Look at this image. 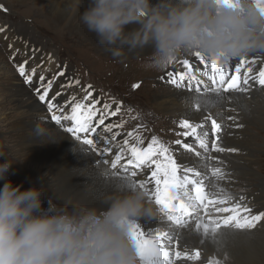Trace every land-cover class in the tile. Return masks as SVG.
<instances>
[{
  "label": "clouds",
  "instance_id": "obj_1",
  "mask_svg": "<svg viewBox=\"0 0 264 264\" xmlns=\"http://www.w3.org/2000/svg\"><path fill=\"white\" fill-rule=\"evenodd\" d=\"M79 20L101 47L140 57L144 71L191 53L224 62L264 53L258 0H88ZM11 168L0 162V264H142L131 229L153 209L138 186L114 180L100 206L45 208L43 189L14 186Z\"/></svg>",
  "mask_w": 264,
  "mask_h": 264
},
{
  "label": "bare ground",
  "instance_id": "obj_2",
  "mask_svg": "<svg viewBox=\"0 0 264 264\" xmlns=\"http://www.w3.org/2000/svg\"><path fill=\"white\" fill-rule=\"evenodd\" d=\"M38 1H40V7L42 6L44 9L43 15L45 20L50 25L62 28L67 32H77L89 44L97 48L95 50L96 53L102 52L105 55L115 56L108 48L101 47L97 43L96 36L80 23V13L87 7L88 0ZM15 29L18 36H24L21 31L19 32V28ZM18 36L15 37L17 38ZM32 36L30 34L28 36L31 41H33ZM22 41L23 39L18 37L16 42L14 41L11 46V52L16 48L26 50L28 53L34 50L35 47H32L33 45L30 46L31 42L28 44L29 49H25ZM104 50L107 51L104 52ZM43 53L40 52V54ZM44 57H46L45 61L47 65L43 69L46 71L53 70L55 63L52 64L50 60L47 61L45 53ZM121 57L131 59L138 56L126 54L119 56V58ZM2 60L3 58L0 53V61ZM5 67L0 62V153L4 154L0 156V162H4L5 160L16 161V167L12 170L13 173L20 177L17 176V179L27 178L26 183L43 189L44 196L51 195L61 204L72 201L88 206H100L103 197L111 191V184L114 180L129 182L130 180H135L131 176L132 171L125 175L120 174L121 172L112 173L102 166L99 158L91 153H85L78 143L60 133L57 126L49 123L47 118H50L47 115V118H45L42 108L36 103L30 90L23 86V83L17 79L15 74L2 70ZM176 69L180 70V67ZM230 98H232V103L227 104V106H236L240 110V114L236 115L240 120L236 124L259 123L262 125L264 133V90L255 91L250 99L243 98L241 95H232ZM63 99L69 101L70 105L67 107H70V109L75 106L74 103H71L73 99L65 97ZM154 106L162 113L163 117L165 116L168 119L197 121L204 118L206 113L221 117L231 116L227 108H224L226 106L224 99L217 92L201 94L164 92L159 95V98H155ZM217 107L219 108L216 109ZM9 112H11V115H9ZM38 115L42 116V119L38 120ZM94 120L95 117H93L91 122ZM234 123L233 119L232 121L226 120L227 128H230ZM172 126L174 127V125ZM238 132L240 131L230 128L229 135L222 136L219 144L225 151L220 152L224 154L222 157L223 164H221L224 166V162H228L226 164V172L230 174L226 178H231L232 181L233 179L240 180L244 177L254 179L256 182L253 185L255 190L250 191V194L246 193L247 195L235 194L229 191V189L227 190L226 183L228 182L226 180L223 183H212L211 189H205V193L210 198V202L211 200L216 201L218 209L220 207L230 208L231 202L234 199L241 206L242 210H247V213L252 216H258L264 212V179L253 171V151L249 150L250 148L247 151L233 139V135H238ZM182 142L183 145L175 143L176 147L172 146L179 153L177 157L180 164L179 168L184 173H187L191 169L200 168L199 163L196 161L194 162L195 166H187V160L183 153L187 144L184 141ZM210 165H215V162H211L207 168ZM211 171L213 172L215 169L212 167L210 168ZM104 173L110 174L112 178L106 177ZM136 224L149 234L155 232L161 226L160 220L155 213ZM186 225V227L178 230L177 243L181 247L199 250L200 256L204 260L214 257L222 260L225 258V255L233 264L264 263V248L254 246L264 243V224L261 225L263 229L259 226L253 231V233L259 232L257 236L251 235L249 234L251 232L246 231L214 230L202 220H197L195 223Z\"/></svg>",
  "mask_w": 264,
  "mask_h": 264
},
{
  "label": "rangeland",
  "instance_id": "obj_3",
  "mask_svg": "<svg viewBox=\"0 0 264 264\" xmlns=\"http://www.w3.org/2000/svg\"><path fill=\"white\" fill-rule=\"evenodd\" d=\"M39 2L40 1L38 0L37 1L0 0V53L3 58V60L0 62L1 64L6 66L2 70L9 71L10 73L15 74L14 67L16 63H20L21 61L28 62V69H32V67L35 68L39 66L40 64L37 65L36 63L30 65L33 62V56L22 57V59L25 60H21L16 63L14 62V60L18 58L17 52L19 51L20 48H16L11 52V46L13 42L14 41L16 42L18 37L22 38L23 39L22 44L24 45L25 49H29L28 44L31 42L30 46L33 45L32 47L35 48L37 47V49L39 48L40 49V50L38 49L39 52L42 53L44 52L45 55L52 57V59H54L55 62L58 58L60 62H66L68 64L69 70H71L72 74L74 75L75 80L79 81L75 69L82 70L83 75L86 77L87 82L91 83L89 86L92 85L90 89V91L93 93L92 95L100 101V103L96 105V108L101 109L104 105H108L110 110L115 111L117 108L119 109L118 110L119 113L117 117L114 118L109 115L108 119L111 120L112 125H114L117 129H122L121 127L123 126V124H125L130 119L133 120L132 125H136L138 122H142L143 119L144 120L149 119L148 124L151 126V131L148 132V135L146 133L142 135L144 137L149 136V140L146 141L144 145L146 146L149 143H151L152 139H156L159 143H163L165 146L169 147L170 154L174 155L175 158L177 159L179 155L178 151L174 150L172 146L176 147L175 145L176 141L181 140L179 138L181 136L177 135V133H179L181 129L173 119L171 118L168 119L165 116L163 117L162 113H160V111L154 106L155 98H159V95L163 94L164 92L167 93L171 92L170 90L162 86L161 76L164 69L167 66H165L160 71H144L143 68L141 67L142 61L140 57H136V58L133 57L131 59H126L123 57L119 58L116 55L115 56L105 55L99 51H98L99 53H96L95 50L97 48L89 44L77 32L76 33L67 32L62 28H56L50 25L48 21L45 20V17L43 15L44 9L42 6L40 7L41 4ZM15 28H19V32L21 31V33H23L24 36H18V34L15 31L16 30ZM29 34L33 35L32 36L33 41L29 39L28 37ZM15 36L18 37L16 38ZM25 41H27L28 43ZM24 43H26L27 45H25ZM38 43L41 44L39 45ZM105 51L107 50H104V52ZM44 53L42 55H44ZM182 56H186V55H182ZM186 57L189 58L188 54ZM38 60H41V58L37 59V63H43L41 67L39 66V68L42 69V72H44L47 75L50 74L51 70L46 71L43 69L44 63L46 61L44 59L42 61H38ZM39 74H41V72H39ZM15 76L17 77L18 80H22L18 78L16 74ZM22 81H23L22 82L23 85L27 87L28 84L25 83V80ZM37 83H38V78H37ZM137 85L138 87H136ZM64 89L66 91L64 93V97H67L68 95H70V86L64 87ZM77 90H78L77 97L84 99L85 96L84 89L77 88ZM58 100L60 102H63L64 99H61L60 97L58 98ZM85 101L87 100L84 99L83 102ZM41 108L43 110V107ZM9 115H11V112H9ZM37 119L38 120L42 119V116L38 115ZM152 119L158 126H155L153 124ZM57 125L56 126L59 128L60 133L66 136L70 135L68 134L70 132L67 131V128L70 126L69 122L63 121L62 123L61 122L57 123ZM172 125H174V127ZM242 125H244L245 129L238 132L237 133L238 135H233L234 137L233 139H235L236 140L235 142L243 146L247 151L248 148H250L249 150L253 151L254 154V157L252 158L254 160L253 171L257 173L259 177L264 179V133L262 131L263 127L259 123L257 124L247 123L246 126L245 124ZM94 135H96L95 140H98L99 138L97 136L99 134H94ZM120 147L122 148L121 150H119L121 154H125L128 157H130V155L126 150V147L124 146H120ZM110 151H116V150L114 148H110ZM184 155L190 158L188 154L184 153ZM223 156L224 155L216 154L214 156V158L216 157L215 158L216 161H214L215 165H210L211 168L213 167L215 169V172H219L216 174L217 176L213 172H210V170H208L207 172L204 171L201 172L204 182L208 185H211L212 183L215 182L223 183V181L227 180L226 181L228 182L226 183L227 190L229 189V191L235 194L238 193L239 195L242 194L247 195L250 194V191L255 190L253 185L256 184V182L254 179L245 178V177L240 180L233 179V181L231 180V178L223 179V172H220L221 171L220 169H222L226 164H228V162L227 163L224 162L225 165L224 166L222 165ZM115 160L119 161L118 156L115 158ZM15 162L16 161L12 162V168L10 170L8 179H10L13 182L14 186L22 185L23 186L22 190L35 186L26 183L25 181L28 180L27 178H25L26 180L17 179L18 175L12 174L13 173L12 169H15L16 167ZM177 162L179 163L178 159ZM120 172H121L120 170H117L115 173H120ZM127 172H130V170H127ZM227 173L230 174L229 172ZM120 174L123 175V173ZM137 175L141 178H145L144 175L142 174H137ZM2 186H3V181H0V188H2ZM146 198L148 203L152 206L153 214H154L156 208L155 200L150 197H146ZM44 200H45V204H44L45 208L48 207L47 204L48 200H51L53 203L57 204L58 206H63L65 204V203L61 204L57 202L54 199V197H52L51 195H45ZM207 202L209 204L210 198H208ZM166 214L167 213L160 214L158 216L161 223L170 222L166 218ZM258 217L261 223L263 224L264 212L259 214ZM195 222L196 221H194L193 223ZM186 226L187 225L183 226L182 228ZM138 228L141 229L140 227ZM257 233L259 232H254V233L252 232L249 234L257 236ZM254 246L264 248V243L261 245H254ZM224 257L226 258L225 255ZM225 258H223L222 260L220 259L222 262L221 264H233L230 260H228L227 258L226 260ZM262 264L264 263L262 262Z\"/></svg>",
  "mask_w": 264,
  "mask_h": 264
},
{
  "label": "snow or ice",
  "instance_id": "obj_4",
  "mask_svg": "<svg viewBox=\"0 0 264 264\" xmlns=\"http://www.w3.org/2000/svg\"><path fill=\"white\" fill-rule=\"evenodd\" d=\"M226 3H231L232 0H225ZM259 3H264V0H258ZM197 57L201 60H204V56L196 53ZM26 64L27 61L18 65V73L21 77L25 79V83L28 85H32L33 79L35 77V68L32 69L31 74L26 73ZM188 62L185 61L184 65L187 67ZM211 69L213 72L221 73L220 83L223 85L225 78L223 75L224 67L221 64L220 60L212 58L211 60ZM240 67H236L235 71L237 73L240 72ZM60 76H64V72L59 73ZM182 76L183 74L180 73ZM260 83L264 85V72L260 73ZM79 84V81L75 82ZM244 83H247V79L244 80ZM138 87V85L136 86ZM239 87L238 78L237 77H229L226 86L224 87V91L234 90ZM53 88V81L51 79H46L44 76H40L38 78V84L34 91L37 93L38 98L41 102L46 103L47 109L51 111L53 114L51 119L57 123L61 121H69L70 124H74L75 127L69 126L67 131L72 133L73 136L76 137L77 140H82L85 145L92 146L94 144V139H89L87 136L81 137L79 133H91L95 131L96 125L91 123L93 117L98 120L99 125H105V119L107 115H115L117 108L115 111L110 110L108 105H104L101 109L97 110L96 105L100 103V101L92 95L89 89L84 90L85 96L84 99L88 101L87 104L81 102H75L74 100L71 103H74L75 106L71 107V112L68 115L64 113L67 111L66 108L61 110V103L57 100L58 96H61L62 93L57 91L50 95V92ZM191 90V89H189ZM60 111V114H56L57 111ZM97 111H99V115H97ZM85 112H87V117H85ZM207 116H205V120ZM211 123V134H212V145L211 150L215 152L225 151L219 144V133L221 132V126L217 123L215 119L210 120ZM203 124H194L190 120H182L179 123V128L182 129V132L177 133L187 139L189 136H194L199 139L198 128H202ZM106 131H111L112 125L105 126ZM205 136L208 135L207 132L204 133ZM200 145L202 147H207L206 141L204 139H200ZM125 144H128V141L125 140ZM176 144L183 145L181 140L176 141ZM99 150L100 145H97ZM131 154V162L135 167L140 168H148L150 171L149 183H154V188L156 189V202L158 204L167 205L170 189L175 182L176 175L178 173L180 164L177 162V159L174 155L170 154L169 147L165 146L163 143H159L156 139H152L151 143L147 145V147H137L130 146L129 148ZM113 168H116V164H112ZM132 177L137 176V172L133 171L131 173ZM130 183L133 186H138L135 180H130ZM144 181L141 180L139 182V186H143ZM235 219L236 217H232ZM259 219V218H258ZM247 223V222H246ZM239 227H244L245 224L238 225ZM252 226V225H249ZM131 237L133 239L134 244L136 245L138 255L142 261V264H171L170 253L166 250H162L161 243L156 239L150 238L145 234L142 229H133L131 231ZM175 259L180 260L182 258V254L180 251H175L174 253ZM183 259L185 261H198L200 259V252L197 250L191 254L184 253Z\"/></svg>",
  "mask_w": 264,
  "mask_h": 264
}]
</instances>
